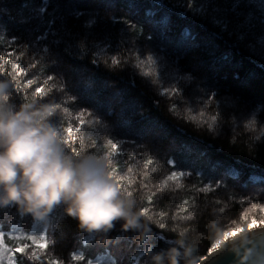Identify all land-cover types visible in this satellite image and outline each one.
<instances>
[{
  "label": "trees",
  "instance_id": "obj_1",
  "mask_svg": "<svg viewBox=\"0 0 264 264\" xmlns=\"http://www.w3.org/2000/svg\"><path fill=\"white\" fill-rule=\"evenodd\" d=\"M0 81L50 110L66 151L102 158L139 217L87 230L64 203L0 205L9 248L50 242L17 264H196L264 221V0H0Z\"/></svg>",
  "mask_w": 264,
  "mask_h": 264
},
{
  "label": "clouds",
  "instance_id": "obj_2",
  "mask_svg": "<svg viewBox=\"0 0 264 264\" xmlns=\"http://www.w3.org/2000/svg\"><path fill=\"white\" fill-rule=\"evenodd\" d=\"M7 89L0 81V205L14 202L40 219L64 203L87 230L109 228L117 218L125 220V228L135 226L134 204L121 194L104 160L66 151L61 131L48 121L50 110L13 106ZM169 264H178L177 253L169 256Z\"/></svg>",
  "mask_w": 264,
  "mask_h": 264
},
{
  "label": "water",
  "instance_id": "obj_3",
  "mask_svg": "<svg viewBox=\"0 0 264 264\" xmlns=\"http://www.w3.org/2000/svg\"><path fill=\"white\" fill-rule=\"evenodd\" d=\"M199 264H264V226L223 242Z\"/></svg>",
  "mask_w": 264,
  "mask_h": 264
},
{
  "label": "snow or ice",
  "instance_id": "obj_4",
  "mask_svg": "<svg viewBox=\"0 0 264 264\" xmlns=\"http://www.w3.org/2000/svg\"><path fill=\"white\" fill-rule=\"evenodd\" d=\"M52 77H50L51 79ZM37 92H41L43 91L42 89L38 88ZM79 120V125L82 127L85 123L84 119H83V114L81 113V115L78 117ZM69 129V128H68ZM71 132L69 133L67 131V133L69 134V137L72 136V133L74 131V129L70 128ZM80 128L78 127L77 129H75V131H79ZM113 148H117L118 145L116 144H112ZM171 179H176L177 178V173L174 171L171 174ZM259 225H264V221H257L256 219H252L251 222L248 224V229L251 231L254 228H257ZM161 227H164L163 225H161ZM242 231V229H233L231 232L225 231L224 232V239L225 241H227L229 236H235L238 232ZM25 239L27 241H29L30 243H19L18 245H16L15 247L9 248L6 243H5V236L3 234H0V258H2L5 254H7L9 256V264H17V262L13 259V257L17 256V255H24L26 253H28L29 251H31V257H29L28 259L30 260H40L41 256L39 255V253H46L50 247V242L46 236V234L41 235L39 238L36 235H27L25 237ZM220 247V242H217L216 244H212V246L210 248H208V253L211 254L212 252H214L217 248ZM35 250V251H33ZM73 259L75 260H81L82 257L78 256V255H74ZM202 260H205L206 257H201ZM47 264H65L64 261H61L60 259H48L47 260Z\"/></svg>",
  "mask_w": 264,
  "mask_h": 264
},
{
  "label": "rangeland",
  "instance_id": "obj_5",
  "mask_svg": "<svg viewBox=\"0 0 264 264\" xmlns=\"http://www.w3.org/2000/svg\"><path fill=\"white\" fill-rule=\"evenodd\" d=\"M238 234V233H237Z\"/></svg>",
  "mask_w": 264,
  "mask_h": 264
}]
</instances>
